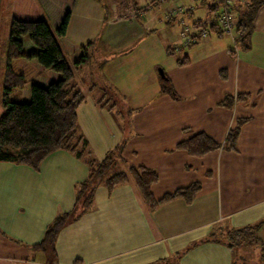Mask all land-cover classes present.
Segmentation results:
<instances>
[{
    "label": "crops",
    "instance_id": "obj_1",
    "mask_svg": "<svg viewBox=\"0 0 264 264\" xmlns=\"http://www.w3.org/2000/svg\"><path fill=\"white\" fill-rule=\"evenodd\" d=\"M33 1L53 29L70 12L61 44L71 65L70 47L94 42L91 61L75 70L76 80L91 83L82 86L86 99L78 119L94 156L102 160L123 145L119 170H155V199L196 183L202 187L191 204L175 199L152 210L132 181L111 192L100 185L89 212L59 232L57 264H151L212 232L220 235L264 220L263 2L234 0L235 34L228 35L213 26L219 0ZM173 7L184 13L168 20ZM238 10L252 14L239 19ZM3 12L1 7L0 24ZM182 21L189 27L209 24L211 34L198 44L183 45ZM239 22L251 26H242V37L248 34L244 43L236 31ZM8 46L9 39L6 55L0 54V116L8 63L27 85L53 76L34 62H8ZM161 71L176 95L162 90L166 80ZM19 93L20 99L26 97L27 86ZM228 97L233 106H220ZM242 120L235 150L221 148L203 157L177 150L181 140L195 133L223 144ZM88 176L87 165L66 151L48 156L39 171L0 162V264H40L31 252L42 249L33 246L59 214L73 209L76 186ZM260 236L264 241V225ZM233 258L223 242L210 241L185 252L175 264H232Z\"/></svg>",
    "mask_w": 264,
    "mask_h": 264
},
{
    "label": "trees",
    "instance_id": "obj_2",
    "mask_svg": "<svg viewBox=\"0 0 264 264\" xmlns=\"http://www.w3.org/2000/svg\"><path fill=\"white\" fill-rule=\"evenodd\" d=\"M70 1L73 2V0ZM262 2L264 3V0H257L256 4ZM249 10L244 12L238 10V18L244 17L246 20L252 14ZM69 20L70 12L66 10L58 27L53 29L35 1L16 0L15 14L9 30L8 62L16 59L34 62L41 70L53 76L45 82H32L27 85L24 76L14 72L8 63L2 103L3 112L0 116V162L26 165L39 171L48 156L58 151H66L83 161L89 170L88 178L76 186L73 209L59 214L48 225L42 242L33 246L38 249L51 245L55 250L59 232L67 224L89 212L95 192L100 185H104L111 192L118 186L132 181L152 210L175 199H184L186 203L191 204L202 188L196 183L165 195L161 199H155L151 190L159 181V175L155 170L131 166L128 172L119 170L108 176L110 170L118 164L123 145L109 151L102 160H98L94 157L88 139L80 130L78 110L85 102L86 96L83 87L76 82L75 70L91 61L90 49L93 48L94 42H89L81 48L70 47V52L74 53L75 62L71 65L61 44V40L66 37ZM213 26L217 27V24ZM242 26L246 28L251 26L242 22L237 25L238 37L240 40L242 38L241 41L244 43L248 39V34L242 37ZM168 54L174 55V52L168 50ZM178 62L180 65L186 64L180 60ZM165 80L162 90L176 95L173 87L168 83L169 80L167 78ZM25 86H27L28 95L22 99L13 100L11 94L23 90ZM220 106L231 108L233 99L226 98ZM245 122V120L239 121L228 132L223 144L216 143L204 133H195L181 140L177 144V150L186 151L194 157H203L221 148L235 150L241 127ZM263 225L264 220H259L252 225L231 229L220 235L212 232L175 256L160 259L151 264H175L185 252L210 241L223 242L230 248L234 257L232 264H258L256 259L238 256L236 250L260 247L261 254L264 253V241L260 236Z\"/></svg>",
    "mask_w": 264,
    "mask_h": 264
},
{
    "label": "rangeland",
    "instance_id": "obj_3",
    "mask_svg": "<svg viewBox=\"0 0 264 264\" xmlns=\"http://www.w3.org/2000/svg\"><path fill=\"white\" fill-rule=\"evenodd\" d=\"M1 7H2V20H1V24H0V54L1 53H5L6 55V47L5 44L7 45L8 42V37H9V30H10V24H11V19H12V12H11V8H13V0H2L1 3ZM49 22V21H48ZM234 34H235V26H234ZM8 51V50H7ZM92 68L94 67L91 66ZM96 79V78H95ZM94 79V80H95ZM42 78H39L37 80V82H43ZM76 82L79 83V85L83 86V87H89L90 86V80H86V81H80L79 79L76 80ZM92 84H96V82H92ZM99 92V91H98ZM15 95L17 93L14 92ZM97 93V92H96ZM100 94V93H99ZM13 99H20V93L17 94L16 96L13 95ZM119 108L124 109V106H120ZM81 130V128H80ZM96 159L97 157L94 156ZM116 164L109 172L108 176L116 173L119 171V168H117ZM120 166V164L118 165V167ZM56 250H53V247L51 245H47L44 249L42 250H34L31 252V256L34 257L40 262V264H57L58 262V258L57 255L55 253ZM236 253L238 256L242 257V258H247V259H256L258 261V264H264V257L263 254H261L260 252V247H249L247 249L241 250V249H237ZM262 255V256H261Z\"/></svg>",
    "mask_w": 264,
    "mask_h": 264
},
{
    "label": "built area",
    "instance_id": "obj_4",
    "mask_svg": "<svg viewBox=\"0 0 264 264\" xmlns=\"http://www.w3.org/2000/svg\"><path fill=\"white\" fill-rule=\"evenodd\" d=\"M164 0H154V4L163 2ZM184 13V9L180 7H173L169 9L166 13V18L171 20ZM235 4L234 0H219V13L215 20L217 27L221 33L233 35L235 22ZM181 37L183 39V45H195L203 40L208 39L211 34V27L207 25H196L194 27H189L185 23L181 22ZM180 47H177L179 50Z\"/></svg>",
    "mask_w": 264,
    "mask_h": 264
},
{
    "label": "water",
    "instance_id": "obj_5",
    "mask_svg": "<svg viewBox=\"0 0 264 264\" xmlns=\"http://www.w3.org/2000/svg\"><path fill=\"white\" fill-rule=\"evenodd\" d=\"M161 77L164 78V79H166V76H165V74H164L163 71H161Z\"/></svg>",
    "mask_w": 264,
    "mask_h": 264
}]
</instances>
